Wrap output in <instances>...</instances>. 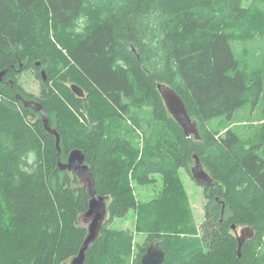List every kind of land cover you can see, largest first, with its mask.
<instances>
[{
    "label": "trees",
    "instance_id": "obj_1",
    "mask_svg": "<svg viewBox=\"0 0 264 264\" xmlns=\"http://www.w3.org/2000/svg\"><path fill=\"white\" fill-rule=\"evenodd\" d=\"M256 40L258 52L237 50ZM4 70L0 264H63L78 254L91 195L59 166L74 148L108 197L84 264H141L154 240L166 251L163 264H264V135L252 140L230 126L239 109L264 101V0H0ZM28 70L38 94L21 85ZM159 83L183 98L200 139L169 113ZM18 93L43 107L60 154L56 136ZM195 157L213 178L200 226L178 174L190 172ZM130 177L162 178L164 198L141 206ZM130 209L152 234L136 254L134 234L110 226ZM233 224L253 229L240 251Z\"/></svg>",
    "mask_w": 264,
    "mask_h": 264
},
{
    "label": "water",
    "instance_id": "obj_2",
    "mask_svg": "<svg viewBox=\"0 0 264 264\" xmlns=\"http://www.w3.org/2000/svg\"><path fill=\"white\" fill-rule=\"evenodd\" d=\"M5 74V70L0 72V79L2 75ZM43 77L45 79L44 71H42ZM74 93L79 97H83L85 95L84 89L74 83L72 85ZM158 89L160 91L161 96L163 97L164 103L172 115V117L182 126L185 134L187 136H194L196 139H200L199 136V123L196 119H193L185 106L183 98L170 86L159 83ZM25 107H33L42 115V120L44 122L46 130L56 136V145L59 150V154L61 152L60 147V134L53 127L48 119L47 113L40 105V103L35 99H25L24 100ZM59 166L62 169H67L68 171H73L80 180L83 181L85 187L87 188L91 198L89 200V208L82 215L85 221H88L89 224L87 226L88 233L80 247V250L77 255L72 257L67 262L63 264H84L86 260V251L89 246L98 238L101 227L103 225L104 220L108 214L107 207V196H103L97 193L95 187V179L90 170L89 164L86 162L85 154L82 149L74 148L69 152L67 161H62L59 159ZM193 178L201 185L210 187L213 185V178L211 175L205 170L200 160L195 157V165L191 169ZM232 228L235 230L237 234V226L236 224L232 225ZM247 228V232L244 230L241 231L240 235H237V239L239 241L238 251L241 250V245L245 239L251 237L253 235V229L250 227ZM249 231V232H248ZM166 259V251L159 245L158 240H154L147 247L146 252L143 254L141 258V264H163Z\"/></svg>",
    "mask_w": 264,
    "mask_h": 264
},
{
    "label": "rangeland",
    "instance_id": "obj_3",
    "mask_svg": "<svg viewBox=\"0 0 264 264\" xmlns=\"http://www.w3.org/2000/svg\"><path fill=\"white\" fill-rule=\"evenodd\" d=\"M263 42L261 41H254V44L251 42L247 43L245 46H240L238 44L237 50L239 52H243V55H248L250 51L249 49H254L258 52L257 48L262 45ZM248 51V53H247ZM250 56V55H249ZM247 57L250 60L251 57ZM246 58V59H247ZM252 60V59H251ZM20 81L21 85L24 87L26 91L32 92L33 94H38L40 91V82L34 76V73L31 71H26L21 73ZM264 101L259 102V105L256 109L251 110L250 107H243L239 109L234 114L235 121L233 124L225 120L219 119H212L210 121V125H214L216 123L220 124H230V126H234L238 132H240L244 137L251 138L252 140L257 138L258 136L262 137L264 135ZM195 164L193 163L190 167L191 168ZM72 172V171H70ZM187 170L181 168L178 171L180 181L188 195V199L192 208V212L194 214L196 223L198 226L203 221L205 215V206L207 203L206 194L204 192V187L199 184L192 176V172L190 173ZM131 178V185L133 186V192L138 203L142 206L143 204L153 202L155 200L160 201L164 198L163 194V181L162 178L157 177V179L150 183V184H140L134 180L133 177ZM83 183L82 180H80ZM140 206V207H141ZM137 210L130 209L128 213L123 217H116L112 221L113 228L117 229H126L130 230L134 234V240L132 241V248L134 253L138 252V249L141 246L148 244L151 240V235L146 231L139 229L137 223ZM79 222L81 225L88 226L89 222L85 221V219L80 216ZM240 230V227H238Z\"/></svg>",
    "mask_w": 264,
    "mask_h": 264
},
{
    "label": "bare ground",
    "instance_id": "obj_4",
    "mask_svg": "<svg viewBox=\"0 0 264 264\" xmlns=\"http://www.w3.org/2000/svg\"><path fill=\"white\" fill-rule=\"evenodd\" d=\"M42 71H44V74H45V79H44V77H43V74H42ZM41 75H42V79L43 80H46V72H45V70H41ZM3 76V75H2ZM1 79H2V77H1ZM0 79V80H1ZM73 85V84H72ZM72 85H71V88H72ZM72 90H73V88H72ZM73 92H74V90H73ZM85 96V95H84ZM17 97H19L21 100H22V102H23V105H24V100L26 99L27 100V98H24L20 93H18L17 94ZM36 100V99H35ZM25 107V106H24ZM25 108H33V107H25ZM34 109V108H33ZM36 110V109H35ZM38 112V111H37ZM39 113V112H38ZM40 115H41V113H39ZM41 119H42V115H41ZM43 121V120H42ZM44 123V122H43ZM45 126V125H44ZM195 164V163H194ZM192 169V168H191ZM192 172V171H191ZM203 186V185H202ZM205 187V186H204ZM108 200V199H107ZM82 216V215H81ZM107 217H108V214H107ZM107 217H106V219H107ZM105 219V220H106ZM105 220H104V222H105ZM103 222V223H104ZM103 226V225H102ZM102 228V227H101ZM101 231V230H100ZM87 233H88V228H87ZM100 234V233H99ZM241 234V232L239 233V234H237V235H240ZM87 236V235H86ZM237 237V236H236ZM86 238V237H85ZM248 238H250V237H248ZM247 238V239H248ZM85 240V239H84ZM238 240V239H237ZM246 240V239H245ZM84 242V241H83ZM153 242V241H152ZM83 244V243H82ZM150 245V244H149ZM238 245H239V241H238ZM80 250V249H79ZM146 252V251H145ZM67 262V261H66Z\"/></svg>",
    "mask_w": 264,
    "mask_h": 264
},
{
    "label": "flooded vegetation",
    "instance_id": "obj_5",
    "mask_svg": "<svg viewBox=\"0 0 264 264\" xmlns=\"http://www.w3.org/2000/svg\"><path fill=\"white\" fill-rule=\"evenodd\" d=\"M37 66H40V63H37ZM29 71H31V70H29ZM2 79H3V76H2ZM2 79L0 80V81H2ZM10 84L12 85V82L10 81ZM204 187V186H203ZM242 230H244L245 232H247L246 230H247V228H245V227H240V230H238V227H237V234H239ZM235 231V230H234ZM249 232V231H248ZM237 234L236 233H234V235L235 236H237ZM237 238V237H236ZM149 246V245H148Z\"/></svg>",
    "mask_w": 264,
    "mask_h": 264
}]
</instances>
